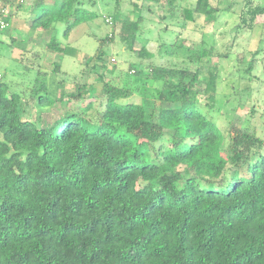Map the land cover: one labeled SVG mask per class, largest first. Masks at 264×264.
Segmentation results:
<instances>
[{"label":"trees","instance_id":"16d2710c","mask_svg":"<svg viewBox=\"0 0 264 264\" xmlns=\"http://www.w3.org/2000/svg\"><path fill=\"white\" fill-rule=\"evenodd\" d=\"M19 1L14 14L48 34L50 53L62 55L77 48L60 32L69 38L103 15L100 4L114 3L104 17L113 29L90 57L91 68L119 42L129 70L156 93L136 102L130 86L105 80L97 93L83 69L70 75L76 85L66 93V80L56 75H69L57 62L50 76L40 67L25 85L2 75L0 264H264V137L249 121L230 120L236 105L219 98L222 62L214 59L226 53L180 40L183 30L204 32L215 20L220 9L212 0ZM14 2L0 0L7 23L0 32L11 21L2 8ZM236 3L227 52L264 14L259 0ZM153 6L181 27L155 51L139 42L143 11ZM159 53L198 66L160 65ZM25 60L29 69L31 55ZM86 95L101 99L97 113L89 111L93 102L72 105ZM223 108L225 130L212 115Z\"/></svg>","mask_w":264,"mask_h":264},{"label":"rangeland","instance_id":"374dc122","mask_svg":"<svg viewBox=\"0 0 264 264\" xmlns=\"http://www.w3.org/2000/svg\"><path fill=\"white\" fill-rule=\"evenodd\" d=\"M189 1L193 2L195 0ZM238 1L242 0H212L213 4L220 9V12L215 15V20L207 24L204 32L199 31L192 34L187 30H183L180 40H183L184 44L189 47H200L204 43L205 49H212L215 44L217 53H226V57H216L214 59L216 62H222L221 74L223 80L218 90L219 98L225 99L227 95L230 100L226 105L229 107L236 105L235 112L230 113V120L238 124H245L249 121L251 126L257 128L259 135L264 137V15L258 18V24L253 29H245L244 32L239 33V36L237 34V37H239L238 44L236 41V47L227 52L228 44L236 33L233 27L239 21L238 13L232 12V9L237 11L238 4L236 2ZM31 2L33 0H23L25 4ZM231 2L235 3L229 7ZM19 3V0H15L12 5L7 4L2 8L3 14L10 16L11 21L9 27L0 32V39L4 41L0 42V78L4 74L5 79L25 85L28 78L31 75L34 76L40 67L42 70L48 71L50 76L54 67L53 63L57 62L69 76L78 74L82 69L91 73L87 74L89 77L88 82L94 85L97 93L100 92L102 83L105 80L130 86L135 92L133 101L136 102L147 101L155 95L156 89L144 86L142 80L135 76L133 71L129 70L130 62L126 58L129 57V54L126 56L125 51H123L124 47L119 42H116L115 46L114 43L112 44L111 54H106L104 61L97 62L100 67L91 68L94 61H91L90 57L95 54L97 45L113 29L111 23L106 21L104 17L105 12H109L114 3L111 2L105 7L100 4L99 12L103 15L93 21L77 26L69 38L63 37L60 32L62 42L69 43L77 48L75 55L50 53L51 49L47 47L48 34L31 29L28 20L14 14ZM154 6L152 7L153 12L152 10L143 11L146 18L141 23L139 33V42H146L147 48L151 51L157 50L159 42H163V40L174 41L179 31H181L180 26H176V24L172 26L174 21L171 16L164 17L168 13L161 12V8H158V6L154 8ZM63 26V24H59L60 31ZM161 26L165 28L163 31L160 30ZM174 29L177 31H174ZM11 35L16 40L13 47L8 44L12 39ZM26 49L30 51L26 53ZM117 52H119L121 60L116 58ZM162 53H159L157 57V63L160 65L186 67L192 70H195L198 66L197 61L190 63L185 57L165 56ZM27 54L31 55L32 62L29 69L24 65ZM38 55L43 56L38 61L33 62L34 56L37 58ZM130 56L135 59L133 55L130 54ZM209 57L210 54L207 59ZM113 58H116L115 61ZM69 76L56 75L58 79L64 78L66 80L64 82L66 93L74 90L76 85L75 80ZM202 101L204 100L202 99ZM88 102H93V108L89 110L91 113H97V110L103 107L99 97H90L89 95H86L85 101L79 104L72 103V105H77L80 108L86 106ZM251 107L256 110L253 120L249 119ZM205 110L207 115H213L218 125L225 130V123H227L225 109H219L217 112H213L212 115H210L208 109ZM262 153L264 154V148Z\"/></svg>","mask_w":264,"mask_h":264},{"label":"built area","instance_id":"2783aa9c","mask_svg":"<svg viewBox=\"0 0 264 264\" xmlns=\"http://www.w3.org/2000/svg\"><path fill=\"white\" fill-rule=\"evenodd\" d=\"M7 25V23L5 22V20H0V27H4V26H6ZM113 60L115 61V58H113Z\"/></svg>","mask_w":264,"mask_h":264},{"label":"crops","instance_id":"0c3cea01","mask_svg":"<svg viewBox=\"0 0 264 264\" xmlns=\"http://www.w3.org/2000/svg\"><path fill=\"white\" fill-rule=\"evenodd\" d=\"M261 3H263L264 4V1H262V0H259ZM264 15V14H263ZM262 16V15H261ZM260 17V16H259ZM259 20V19H258ZM257 24H258V22H257Z\"/></svg>","mask_w":264,"mask_h":264}]
</instances>
